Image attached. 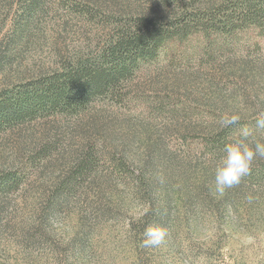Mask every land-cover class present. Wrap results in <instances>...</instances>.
I'll return each instance as SVG.
<instances>
[{
    "label": "rangeland",
    "instance_id": "1",
    "mask_svg": "<svg viewBox=\"0 0 264 264\" xmlns=\"http://www.w3.org/2000/svg\"><path fill=\"white\" fill-rule=\"evenodd\" d=\"M175 1L0 0V94L100 55L117 23L163 19ZM124 92L0 129V182L15 177L0 189V264H264V159L213 190L217 140L241 124L264 136V34L170 41ZM150 225L167 229L162 246H143Z\"/></svg>",
    "mask_w": 264,
    "mask_h": 264
},
{
    "label": "trees",
    "instance_id": "2",
    "mask_svg": "<svg viewBox=\"0 0 264 264\" xmlns=\"http://www.w3.org/2000/svg\"><path fill=\"white\" fill-rule=\"evenodd\" d=\"M192 2L175 1L163 19L157 15L117 23L100 55L0 94V129L52 113H80L97 96L124 101L128 95L124 90L141 63L156 59L170 41L198 32L236 37L249 28L264 34V0H203L199 6ZM226 136L217 141L224 145ZM11 181L15 177L7 176L0 189L11 186Z\"/></svg>",
    "mask_w": 264,
    "mask_h": 264
},
{
    "label": "clouds",
    "instance_id": "3",
    "mask_svg": "<svg viewBox=\"0 0 264 264\" xmlns=\"http://www.w3.org/2000/svg\"><path fill=\"white\" fill-rule=\"evenodd\" d=\"M240 120L238 114L225 115L222 124L228 127L238 124ZM256 128L264 130V113L256 119ZM257 159H264V136H254L252 129L241 124L236 138L225 144L223 155L216 165L214 192L223 194L227 189L239 185L241 179L250 174ZM248 199L251 200V197ZM142 235L144 247L157 248L165 243L168 232L163 226L150 225Z\"/></svg>",
    "mask_w": 264,
    "mask_h": 264
}]
</instances>
